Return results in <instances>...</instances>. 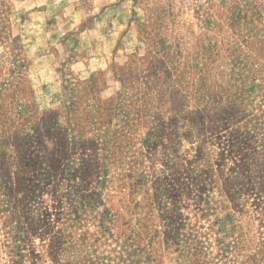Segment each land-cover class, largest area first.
<instances>
[{
  "label": "rangeland",
  "instance_id": "obj_1",
  "mask_svg": "<svg viewBox=\"0 0 264 264\" xmlns=\"http://www.w3.org/2000/svg\"><path fill=\"white\" fill-rule=\"evenodd\" d=\"M0 264H264V0H0Z\"/></svg>",
  "mask_w": 264,
  "mask_h": 264
}]
</instances>
